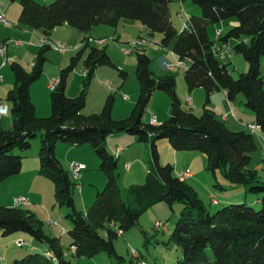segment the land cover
<instances>
[{"label":"trees","instance_id":"16d2710c","mask_svg":"<svg viewBox=\"0 0 264 264\" xmlns=\"http://www.w3.org/2000/svg\"><path fill=\"white\" fill-rule=\"evenodd\" d=\"M13 1V0H12ZM173 0H54L39 4L36 0H20L18 26L41 30L46 38L62 24L88 34L92 28H116L121 20L139 22L150 35L161 36L157 45L169 49L179 62L189 61L184 71L185 84L192 92L203 89L205 101L200 116L182 108L176 94L173 75L155 77L151 59L144 49L135 55V77L139 85L137 99L125 118L112 117L113 98L107 97L97 114L83 115L88 86L96 68L114 67L105 47L93 45L85 37L83 45L70 58L59 74V83L50 92V115L38 118L29 93L30 86L43 73L49 44H41L31 70L21 64H10L13 86L4 101L9 105L11 127L0 125V184L21 170L24 153L30 149V139L39 134L38 174L54 184V197L59 206H66L71 223L67 232L73 257H93L106 253L117 257L113 241L136 226L140 216L158 202L184 205L170 238L179 246L182 257L177 264H264V181L254 167L251 155L257 146L251 133L234 131L210 110L213 94L225 92L233 101L244 97V107L254 113V125L264 134V76L261 58L264 56V0H191L200 15H191L185 27L176 30L171 22ZM232 19L235 24L217 40L208 35L209 25ZM221 47H230L232 54L243 57L248 70L232 77L231 62L218 59ZM82 61V89L78 96L68 98L69 75ZM121 76L126 74L120 71ZM155 91L170 98V113L157 125L144 124L143 115ZM119 134L137 136L138 142L150 143L156 175L145 184L134 186L123 197L116 173L117 159L106 147L108 137ZM167 139L175 151H193L206 158L205 170L216 178L219 172L231 185H241L245 191L260 196L255 210L246 202L231 203L210 213L195 196L192 188L174 176L170 164L160 166L156 141ZM72 146L88 144L99 159V171L105 177L103 189L97 192L85 212L75 208L73 183L55 155L57 143ZM223 188L221 185H217ZM14 202V201H13ZM0 232L29 234L45 244V251L32 252L11 264H70L64 258L58 238L50 237L28 209L0 205ZM121 232V235L118 234ZM103 234V235H102Z\"/></svg>","mask_w":264,"mask_h":264},{"label":"rangeland","instance_id":"374dc122","mask_svg":"<svg viewBox=\"0 0 264 264\" xmlns=\"http://www.w3.org/2000/svg\"><path fill=\"white\" fill-rule=\"evenodd\" d=\"M5 1L9 6V13L5 12L7 7L3 11L1 10V12H5L8 22V24L0 23V43H6L7 52L5 63H3L4 57L0 56V65L4 64H2L3 67H0V75L3 77L0 82V97L2 99L5 98L7 91L13 86L10 64L17 62L27 71H30L35 61L37 48L42 44L43 38L41 30H39L40 32L27 30L18 26V17L21 10L20 0ZM36 2L47 5L54 2V0H36ZM184 12V10H178L176 6L171 7V22L177 30L182 27L185 17ZM176 14H179L182 18H177ZM199 15L200 13L195 16ZM231 20H226L221 24L209 25L207 31L210 39L212 41L217 40V30L225 34L230 29L229 21ZM118 24L116 29L107 26L94 27L88 34H83L67 24H62L52 31L49 42L52 45L63 46L64 49L63 51L51 49L46 52L43 73L30 86L29 93L38 118H45L50 115L51 91L47 87L49 81L59 77L61 70L68 66L70 58L82 47V41L85 37H88L93 45H97L95 41L104 39L103 45L98 46L105 47L114 67L101 66L96 68L87 89L85 107L82 110L83 115L99 113L109 96L113 98L112 117L114 119L125 118L130 114L138 96L139 85L135 77V52L132 51L128 55L123 51L126 49L131 51L130 45L140 38L147 41L146 46L141 48L151 59L150 69L153 75L155 77L166 74L173 75L176 82V94L181 101L182 108L191 110L196 116L201 115L205 101L204 90L200 88L193 90H199L200 97L193 98L192 104L187 101L188 97L192 98L191 93L193 92H189L183 77L184 71L190 65L189 61H184L183 65L179 64L177 57L169 49L157 45L161 36L158 34L150 35L148 31H141L143 26L139 22L122 20ZM263 57L261 58V69L264 76ZM230 58H233L229 65L232 77L237 78L239 74L247 72L248 65L241 55L231 53L226 56L227 63L230 62ZM242 64L245 67H242ZM169 66L173 70L169 71ZM83 71L82 61H80L67 81L66 95L68 98L78 96L81 91ZM120 71H123L126 75L121 76ZM123 95H127L129 99L124 100ZM240 99L244 102V97L239 95L236 98L237 103ZM246 111L255 119L253 112L248 109ZM169 113V96L164 92L155 91L143 115L142 122L149 124L150 117L155 116L157 124H160L168 118ZM7 117L9 118V116L3 117V121H6ZM246 131L252 133L257 146L251 155L249 166L251 168L256 166V172H258L260 179L264 181V137L258 138V131H251L248 125ZM112 137H115V135ZM123 137H135L136 141L138 139L137 136L129 134H123ZM109 138L111 136L106 140L108 148L116 149L120 146V143H115L111 139L108 140ZM124 144H121L123 153L117 157L118 154L115 150L114 156L117 159L116 173L119 177L122 195L126 197L130 188L143 185L151 179L149 177H155L156 167L151 156L149 142H136L129 148L125 147L126 144ZM156 146L159 165H172L174 176L185 180L208 212L213 213L223 206L240 202H246L255 210L261 208V204L257 203L260 196L246 192L241 185H231L219 172L216 173V178L207 172L205 170L206 158L203 154L193 151H175L171 148L167 139L156 141ZM68 147V144L57 143L55 155L73 183L75 208L80 212H85L93 203L97 192L103 189L105 177L99 171V159L90 145L73 146L74 151H70ZM38 149L39 134L30 139V149L27 152L22 153L18 149L13 150V154L23 156L22 166L18 174L7 178L6 181L0 184L1 206H13L14 199L25 196L27 194L25 192L29 190L32 197H24L30 203L27 209L34 215L36 220L42 223L45 234L59 239L64 258L70 264H177L178 260L181 259L182 253L179 246L170 238L175 223L184 207L179 202H174L170 206L165 202H158L148 208L140 216L136 226L124 231L122 236H118L113 241L116 256L119 258H110L106 253H99L93 257H73L69 248L70 238L67 234L71 229V223L66 217L69 209L66 206H59L56 202L53 182L38 174ZM70 162H83L86 168L79 173V178L76 181L72 179L68 172ZM32 163L37 164H35V168H37L35 173L32 171L34 169ZM126 164H129V169L125 168ZM261 166H263L262 169ZM185 170H189L192 174L191 178H183L182 174ZM217 185H221L223 188ZM90 192L92 195H90ZM22 209L26 208L23 207ZM156 224H159V226L155 227ZM1 235L0 232V264H11L13 260L20 259L26 254L41 251L39 248L31 250L32 244L37 245V247H46L45 244L37 242L27 233L14 232L7 236ZM19 239L25 242L23 247L17 246ZM132 250L136 256L131 255Z\"/></svg>","mask_w":264,"mask_h":264},{"label":"crops","instance_id":"0c3cea01","mask_svg":"<svg viewBox=\"0 0 264 264\" xmlns=\"http://www.w3.org/2000/svg\"><path fill=\"white\" fill-rule=\"evenodd\" d=\"M0 5H2L3 7H1L0 8V12H1V10H3V9H5V7H7L6 9H5V12L7 11V13H9V6L7 5V3H6V1L5 0H0ZM174 7V6H176V7H178V10H184L185 12V17H184V19H183V22H186V20L191 16V15H193V14H199L200 13V10L197 8V7H195L192 3H191V0H173V2L170 4V6H169V8H170V10H171V7ZM194 6V7H193ZM177 13V12H176ZM178 15L179 14H176V17L177 18H179V19H181L182 17L179 15V17H178ZM171 18V17H170ZM120 22H122V20L120 21ZM119 22V23H120ZM183 22H182V24H183ZM230 23H229V26H230V28L235 24V21L234 20H231V21H229ZM221 24V23H220ZM119 25V24H118ZM118 25H117V27L116 28H118ZM173 25V24H172ZM115 28V29H116ZM23 29H29V28H23ZM176 29V28H175ZM218 29V28H217ZM30 30H33V29H30ZM177 30V29H176ZM36 31H39V30H36ZM141 31H146L144 28H141ZM217 31H219V30H217ZM40 32V31H39ZM221 32V31H220ZM51 33H52V31L50 32V34H49V36L48 37H44L43 35H42V39H47V40H49L50 39V35H51ZM17 44V43H16ZM38 49V48H37ZM6 55H7V52H6ZM233 60V58H230V62ZM263 60H264V57H263ZM3 64V63H2ZM0 65V67L2 66L3 67V65ZM168 64V63H167ZM242 67H245L243 64L241 65ZM170 71V70H169ZM261 71H262V69H261ZM263 72V71H262ZM200 91L199 90H197V91H193L192 93H191V97L192 98H187V101H189L191 104H192V101H193V98H195V97H200V93H199ZM203 96V95H202ZM237 98V97H236ZM236 98L233 100V101H229L227 98H226V94H225V92H219V93H215V94H213L212 96H211V98H210V105H209V108H210V110H212L214 113H215V115L218 117V118H220L221 120H223V122L226 124V126L229 128V129H231V130H234V131H245V132H247L246 131V126L247 125H250V124H252L253 122H254V117H252V115L250 114V113H247V109L244 107V102L240 99L239 101H238V103H237V101H236ZM0 99H2L1 97H0ZM2 100H4V99H2ZM224 115H226V117L223 119L222 117L224 116ZM3 117H1L0 118V125H1V127L3 128V129H9L10 127H11V119H10V117L8 118V119H6V121H3V119H2ZM9 120V121H8ZM258 131V130H257ZM249 133H251V132H249ZM252 134V133H251ZM258 138L259 137H264V134L263 133H261L260 131H258ZM112 138H114V139H112ZM114 140V142L116 143H120V146L119 147H116V149H119V154H118V156L117 157H119V155L120 154H122L123 153V150H122V147L123 146H121V144L122 143H125L126 144V146L125 147H128L129 148V146H131V145H133V144H135L136 142H138V141H136L135 140V137H123V134H119V135H115V137H112L111 136V138H109L108 140ZM122 142V143H121ZM124 144V145H125ZM69 147V150L70 151H74L73 150V146L72 145H68ZM107 147V146H106ZM116 149H112V148H108L107 147V150L112 154V155H114V153H115V150ZM80 163H82L83 164V162H80ZM33 165H34V169H32V171H34V173L36 172V170L35 169H37V168H35V164L36 163H32ZM37 165V164H36ZM129 165V164H128ZM130 167V166H129ZM262 167L263 166H261V169H262ZM254 168H256V166L254 167ZM86 169V168H85ZM129 169V168H128ZM38 175V174H37ZM192 175V174H191ZM191 178V177H190ZM7 180V179H6ZM6 180H4V181H6ZM3 181V182H4ZM2 182V183H3ZM25 193H27L25 196H23V197H32L31 195H32V193L28 190L27 192H25ZM82 193H83V189H82V192H81V196H82ZM90 195H92V193L90 192ZM2 203H1V200H0V205H1ZM86 205V204H85ZM11 207H13L12 205H11ZM35 248H39L41 251H44L45 250V248L43 247V246H39V247H37V245H35V244H32V246H31V250L32 249H35Z\"/></svg>","mask_w":264,"mask_h":264},{"label":"built area","instance_id":"2783aa9c","mask_svg":"<svg viewBox=\"0 0 264 264\" xmlns=\"http://www.w3.org/2000/svg\"><path fill=\"white\" fill-rule=\"evenodd\" d=\"M1 7H3L2 5H0ZM0 7V8H1ZM3 11V10H2ZM179 17V15H178ZM0 23L2 24H8L7 20H6V14L5 12H0ZM185 27V23L182 24V28ZM180 29V30H181ZM179 30V31H180ZM216 35H219V31H217ZM91 42V40H90ZM42 44L43 43H46V44H49L51 49H54V50H59V51H63V46H60V45H52L49 40H46V39H42ZM104 43V39H101V40H97L95 41V44H97V46L99 45H103ZM147 44V41L144 40L143 38H140L139 40H137L136 42H134L133 44L130 45V49H132L131 51L129 50H124L123 52L125 54H131L132 51H135L137 49H142L141 47H145ZM221 50L219 51L218 53V59L220 60H225L226 59V56L230 55L231 54V48L230 47H221L220 48ZM0 56H3L4 57V62H6V43L5 42H1L0 43ZM179 64L183 65L182 62H179ZM4 65V64H3ZM169 70H173L170 66L168 67ZM85 73V71H83V74ZM3 80V77L0 75V82ZM59 83V79L58 78H53L49 81L47 87L49 88L50 91L54 90L55 87L58 85ZM123 99L124 100H128L129 97L127 95H123ZM9 114V105L2 99H0V118L1 117H6L8 116ZM226 117V115H224L222 118L224 119ZM149 124L151 125H157V121H156V117L155 116H151L150 117V120H149ZM250 130L251 131H254V130H258V128L254 125H248ZM116 154H119V149H116ZM125 168L128 169L129 168V165L126 164L125 165ZM85 169V166L84 164H81V163H78V162H70L68 164V172L69 174L71 175L72 179L74 181L78 180L79 178V173L82 172L83 170ZM183 178L186 179V178H190L191 177V173L189 172V170H185L182 174ZM13 205L15 207H25L26 209L30 206V203L29 201L24 198V197H17L14 199V202H13ZM53 225L55 223H52ZM159 224H156L155 227H158ZM119 235H121V232H118ZM25 245V242L21 239H19L17 241V246L18 247H23ZM131 255L132 256H136L135 255V252L132 250L131 251Z\"/></svg>","mask_w":264,"mask_h":264}]
</instances>
